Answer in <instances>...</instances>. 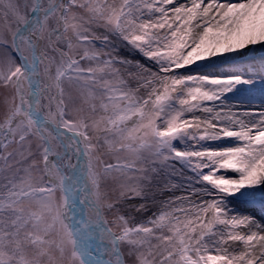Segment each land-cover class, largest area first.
<instances>
[{
    "label": "snow or ice",
    "instance_id": "obj_1",
    "mask_svg": "<svg viewBox=\"0 0 264 264\" xmlns=\"http://www.w3.org/2000/svg\"><path fill=\"white\" fill-rule=\"evenodd\" d=\"M261 52L264 0H0V264H264Z\"/></svg>",
    "mask_w": 264,
    "mask_h": 264
},
{
    "label": "rangeland",
    "instance_id": "obj_2",
    "mask_svg": "<svg viewBox=\"0 0 264 264\" xmlns=\"http://www.w3.org/2000/svg\"><path fill=\"white\" fill-rule=\"evenodd\" d=\"M259 54H264V52H261ZM237 99L245 102H250L247 101L243 95L238 96ZM259 102V100L255 101V103ZM230 207L246 215H256L257 219L264 218V210L261 209L260 205H242L238 202H233L230 204Z\"/></svg>",
    "mask_w": 264,
    "mask_h": 264
}]
</instances>
